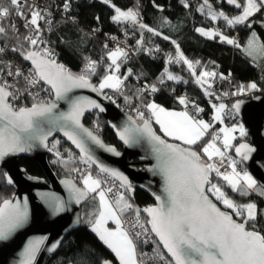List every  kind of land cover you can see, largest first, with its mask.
Here are the masks:
<instances>
[{
	"label": "snow or ice",
	"instance_id": "snow-or-ice-1",
	"mask_svg": "<svg viewBox=\"0 0 264 264\" xmlns=\"http://www.w3.org/2000/svg\"><path fill=\"white\" fill-rule=\"evenodd\" d=\"M105 4L111 0H103ZM13 6H17V14L23 15L19 10V0H10ZM227 3L234 5L237 9H242L238 15L229 17L223 11H215L209 4L208 0H204L200 5L199 11H204L208 8L207 15L211 16L212 20L223 18L229 26L246 24L251 27L254 21H250L256 13L264 11V0H227ZM115 8V15L112 17L114 21H136L137 13L132 9L122 11ZM65 10L70 5L68 0L65 2ZM10 14L8 8H0V17H6ZM43 17L36 10L31 11L30 23L39 28L38 21ZM147 27V25H141ZM153 31L152 29H148ZM5 29L0 27V33ZM205 36L213 37L217 35L215 30L196 29ZM38 35V32H37ZM33 45L37 44V39L26 37ZM167 39V37H165ZM220 39L229 44H235L233 39L227 36L220 35ZM175 43V41H173ZM248 53L258 52L264 55V43H257L255 32L248 42ZM3 51V49H0ZM51 52L48 49L41 51H31L25 55V59L31 61L34 66L29 70V77H25L29 85L35 86L41 81L45 82L54 91L57 100H65L69 104L67 111H54L57 108L56 103L39 101L33 103L30 107L14 108L8 102V97L13 96V93L8 91L7 83L0 84V161L6 156L28 152L39 144L47 147L48 136L51 135L54 129H61L64 134L76 145L81 152L91 160V156L85 147L84 138L81 133L86 134L88 138L96 144L104 147L102 141L93 135L88 129H85L80 123L81 117L87 108L99 109L103 112L105 109L95 100L71 97L69 94L75 88L91 87L93 91L112 88L119 90L123 81L115 74H108L103 77L99 87L90 84L88 75L96 70V62L89 61L86 65L85 72L75 74L65 68L62 64H57L54 59H51ZM120 57H127V53L117 48L109 52V58L112 64L109 69L116 72L120 68L117 60ZM169 57V60H172ZM183 61L189 69H193V62L187 60L183 53L179 51L177 45L176 62ZM196 63H199L198 61ZM195 74V70L193 69ZM9 75H12L10 72ZM16 75H22L17 70ZM215 75L214 73L201 72L197 77L196 83L201 86L208 83L207 77ZM169 80L179 79L178 77L168 74ZM163 81H161L162 83ZM256 83H249L247 86L241 85L239 92L245 90L256 89ZM153 93L158 89L155 85L150 86ZM33 95L32 93H29ZM206 95H211L206 91ZM38 94H34L36 99ZM15 99V97L13 96ZM106 99H111L105 96ZM127 99V98H126ZM181 104H187L186 98H179ZM240 102L238 101L233 108L239 110ZM144 108L151 113L157 124L160 125L161 131L169 137H173L182 141L189 147H182L177 144L167 143L161 136L157 135L151 127L150 119L144 118V113L137 111V116L142 121V124L132 123L125 124L118 130L119 138L125 144H136L141 140L147 139L152 146V151L156 157L157 163L155 171L161 175L164 180L163 195H155L158 204L153 207L143 209L148 213L150 220L147 221L151 225V232L159 237L163 247L170 254V259L166 264H264V234L255 230V224L249 228V223L257 219V205L254 202L239 204L233 200L228 194L222 190L218 184L212 183L211 173L215 172L216 176L221 177L226 182L232 192L238 193L241 197L249 196L251 193H258L264 196V184L258 183L247 171L243 173L236 170V161L231 160V172H221L220 168L215 163H203L198 152L193 150L191 146L196 145L212 124L204 120H196L188 114L187 111L175 112L169 111L164 107L152 102L144 105ZM215 114L213 119L222 122L221 113L225 109L224 104L213 105ZM196 111L203 109L196 108ZM115 127V125H113ZM239 134L241 137L247 133L243 125H239ZM224 133L223 146L225 149L231 146V141L235 139L232 135L236 131V127L231 129H221ZM218 135L213 134L212 139L203 147L202 151L207 155L208 160L213 157L223 159L225 152L216 146L215 141ZM51 150V149H49ZM114 152L117 156L120 155L115 148L107 149ZM255 149L248 144H241L236 147V153L243 160H248L251 153ZM60 156V153H56ZM102 172H107L111 176L117 177L122 182V187H126L129 191L132 190V184L128 178L122 173L101 166ZM7 177V173L4 174ZM8 183L12 180L9 177ZM69 183L70 189L76 195V202L85 198L88 193H97L100 189L101 181L94 179L89 174L84 179V189H78ZM111 191V189H107ZM100 198V210L94 222L91 223L92 231L95 232L100 240H102L119 259L120 264H138L136 254V244L133 240V234H130L122 226L120 213L131 209L133 205L125 200L123 193L116 200V207L108 202L105 191L98 192ZM214 196L215 200L225 206L226 209L232 211L221 210L217 203L213 202L210 197ZM49 206L54 213L64 211V202L59 198H49ZM140 209L136 208L137 219L131 227L139 228L142 231L134 233L135 237H139L142 233L148 231L143 224L140 223ZM242 217V220L234 219ZM28 219L27 199L23 205L19 201L13 203L11 199H5L0 203V240H6L19 227L23 226ZM112 220L117 225L116 229L111 230L106 227L107 221ZM45 238L29 241L24 249L23 258L19 264H33L37 252ZM59 241L52 244L49 251L54 250L59 246ZM159 255L161 260H165L163 255ZM104 264H109L105 261Z\"/></svg>",
	"mask_w": 264,
	"mask_h": 264
},
{
	"label": "trees",
	"instance_id": "trees-1",
	"mask_svg": "<svg viewBox=\"0 0 264 264\" xmlns=\"http://www.w3.org/2000/svg\"><path fill=\"white\" fill-rule=\"evenodd\" d=\"M66 0H60L59 5H64ZM215 11L222 10L229 17L238 13L237 11L225 6L222 0H209ZM70 11L66 13L68 17L75 18L74 21H65L63 17L55 18L50 22L46 31V42L51 49V59L56 63L62 64L75 74L85 72L84 66L89 61L96 62V70L88 75V79L97 83L107 73L113 72L109 69L108 51L113 47L107 42L105 34L109 33L114 39H119L124 46L127 57L119 60V75L122 77V85L119 90L104 89L100 90L104 96H108L114 103L113 97L118 99L127 98L129 101L136 102L145 119H150L155 130L158 126L153 122L151 113L144 108L145 104L157 103L169 109L184 108L192 117L206 118L212 111L210 102L225 100L227 106L241 98H251L258 95L264 85V55L258 61H253L238 45L223 42L218 35L213 37L205 36L196 31L198 28H217L224 32V28L231 27L223 20L218 18L212 20L208 13V8L199 11L201 3L191 0H111L105 4L103 0H68ZM127 11L132 9L136 12L138 22L135 21H114L112 17L116 14L115 8ZM27 6L19 7L24 12ZM10 14L0 19V27L5 31L0 33V44L10 40L13 36V45L19 61L26 67H30L25 59L28 52L36 51L37 45L30 43L27 36L28 27L21 26L23 15L17 14V6L8 4ZM65 11V10H64ZM263 12H260L248 27L246 24L232 26L240 34L239 42L243 43L247 35L255 32L264 43V25L262 23ZM147 25V27H141ZM152 29L153 31H149ZM167 37V39H165ZM175 41V43H173ZM237 41V42H238ZM177 45L179 51L187 60L193 62V69L188 65L176 62ZM158 47V50H156ZM172 57V60H169ZM199 63H196V62ZM201 72L214 73L207 77L208 83L201 86L196 83L197 77ZM172 74L179 79L169 80L168 74ZM262 77V78H261ZM158 82L157 92L153 93L149 88L145 89V84L150 80ZM161 81H163L161 83ZM256 83L257 88L239 92L241 85L247 86L249 83ZM206 91L211 95H206ZM224 91L228 94L224 95ZM187 99V104H181L179 98ZM14 107L30 106L33 101L25 98L16 100ZM203 111H196V108ZM127 113L137 120V112L132 109ZM222 120L226 124L235 123L233 116L221 113ZM84 123L96 132L106 143L122 148L112 130L108 127L104 118L96 112L85 115ZM212 127L196 145L191 146L201 157L203 163H210L202 151L207 139L212 138L214 132L220 125V121L212 119ZM166 138V137H165ZM167 139V138H166ZM170 140V139H168ZM248 137H237L228 151L231 158L234 146L247 141ZM172 141V140H171ZM176 142V141H175ZM189 147L188 145H185ZM51 149V150H49ZM47 152V162L57 177L73 178L79 185L80 179L75 178V174L85 160L80 159L78 154L62 139L55 138L49 143ZM59 152L60 156L56 153ZM228 160V158H227ZM240 163V161L235 160ZM19 164L26 171L37 177H43L42 167L33 159L21 156ZM242 170L245 168L242 166ZM212 183L222 187L228 196L239 204L254 202L257 205L258 216L256 221L249 223L255 224V230L264 234V196L258 193H251L249 196L241 197L238 193L232 192L221 177L211 173ZM14 193V189L6 185L3 178V171H0V203L8 199ZM127 202L140 210L153 203L150 196L137 187L131 191L124 190ZM214 200L215 197L211 196ZM224 210L225 206L215 200ZM99 213V201L95 193H89L88 199L81 205L80 224L69 232L62 239L59 247L49 255L43 264H104L105 261L111 264H119L114 253L100 240L99 236L92 231L91 223L94 222ZM136 213V212H135ZM141 220L145 221L143 215L139 214ZM242 220V217H235ZM153 247L157 254L167 257L163 253L158 243L153 239Z\"/></svg>",
	"mask_w": 264,
	"mask_h": 264
},
{
	"label": "water",
	"instance_id": "water-1",
	"mask_svg": "<svg viewBox=\"0 0 264 264\" xmlns=\"http://www.w3.org/2000/svg\"><path fill=\"white\" fill-rule=\"evenodd\" d=\"M191 1H198L201 4L204 2V0ZM222 1L225 6L237 12L241 11V9H237L234 5L228 4L227 0ZM262 12L264 13V11ZM26 61L31 68L34 67L31 61L27 59ZM41 82L51 89V87L45 82ZM89 82L91 85L97 87L95 83L90 80ZM8 91L11 92L9 88ZM51 91L53 96L49 102L56 103L57 105V108L54 109V111H67L69 104L65 100H57L54 91L52 89ZM69 95L71 97H82L95 100L105 109L101 112L99 109L87 108L80 120V123L85 129H88L94 136L102 141L104 147L96 144L88 138L86 134L81 133L84 138L85 147L92 158L91 160H88L81 150L64 134L63 130L54 129L51 135L48 136L46 142L47 147L43 144L37 143L31 151L9 155L6 156L3 161H0V171H3V178L6 185L14 189V193L8 199H11L13 203L19 201L21 205H23L24 200L27 199L28 209L27 222L16 229L8 239L0 240V264H19L20 260L23 258L24 249L29 241L45 238L33 262V264H43L46 258L59 247L58 246L54 250L49 251L52 244L57 241L61 243L64 236L76 229L80 224L81 205L88 199L89 193L77 203L76 195L71 191L69 183L67 182H70L78 189H84V187L79 185L73 178L57 177L50 168L47 162V152L49 149V143L55 138L64 140L71 149L78 154L80 159L89 162L98 171L102 172L101 166L116 170L128 178V181L132 184V188L137 187L150 196L153 203L142 208L141 214L145 218V225L151 235L158 243L167 259H170V254H168L167 250L163 247V243L160 242L159 237L151 232V225L147 223V221L150 220V216L143 211L145 208L153 207L158 204L153 193L156 195H163L164 188V180L162 176L155 171L157 160L152 151V146L147 139L141 140L136 144H125L118 135V130L126 123L129 125L132 123L142 124V121L137 120L126 111L119 108L115 103L106 99L100 90L93 91L91 87L75 88ZM10 98L11 96L8 97L9 103H11ZM238 101L240 102V107L237 111L233 106ZM231 106L240 122L244 125L248 137L247 141H241L234 146L231 158L240 161L242 166L258 181V183L264 184V85L258 95L251 98L237 99L231 104ZM90 112H96L104 118L116 139L122 145L121 149L106 143L96 132L91 130L84 123L85 115ZM113 125H115V127H113ZM151 127L156 134L161 136V138L167 143L187 147L181 143L166 139L162 134H159L155 130L152 124ZM241 144H248L255 149L248 160H243V158L236 153V147ZM109 147L115 148L120 155L117 156L114 152L108 151L107 149ZM21 156L35 160L42 167L44 176L37 177L29 174L18 162V159ZM5 173H7V177L4 175ZM102 173L108 175L122 186V182L119 178L111 176L107 172ZM9 177L12 180L11 184L8 183ZM52 197L59 198L64 202V211L59 213H54L52 211L48 203L49 198ZM210 198L213 199L212 197ZM213 202H215L214 199ZM218 207L220 206L218 205ZM221 210L224 209L221 208Z\"/></svg>",
	"mask_w": 264,
	"mask_h": 264
},
{
	"label": "built area",
	"instance_id": "built-area-1",
	"mask_svg": "<svg viewBox=\"0 0 264 264\" xmlns=\"http://www.w3.org/2000/svg\"><path fill=\"white\" fill-rule=\"evenodd\" d=\"M60 0H19V7L27 6L23 12V20L21 22V26H27L28 31L26 36L37 39V47L36 51H41L42 49H48L51 52L50 46L47 44L45 38H46V31L50 27L49 24L51 21H53L55 18L63 17L65 21L71 20L74 21L75 18L68 17L66 13L70 11V8L65 10L64 5H59ZM10 3V0H0V8H6V6ZM12 5V4H11ZM36 10L40 13V15L43 17L38 21L39 28L35 25H32L30 23L31 20V11ZM65 10V11H64ZM3 17H0V19ZM262 23L264 25V13L262 16ZM138 20L134 22L136 24ZM38 32V35H37ZM224 33L230 36L231 39H233L235 42H237L240 38L239 32L234 27H226L224 28ZM15 39V36H13L10 40L6 41L5 43L0 44V49H3V51H0V84L7 83L9 86L11 93H13V96H11L10 101L13 104L18 105L16 103V100H24L25 98H28L29 100L33 101V103H37L39 101L49 102L52 99L53 93L50 88L45 86L42 82L35 86H31L26 81L25 77H29V70L32 69L31 67L24 66L18 59L16 55V49L15 46L12 44L13 40ZM105 39L107 42L112 44L113 47H119L121 49L128 50L123 44V42L119 39H114L110 36L109 33L105 34ZM156 50H158V47H156ZM88 64V63H87ZM86 64V65H87ZM86 65L84 66V69H86ZM17 70H19L22 75H16ZM12 73V75H9V73ZM262 78V77H261ZM155 85L159 86L158 82L154 81L153 79H150L145 84V89L149 88L150 86ZM29 93L38 94L37 98L34 99L33 95H30ZM228 94L227 91H224V95ZM114 103L121 108L124 111L133 110L135 112L140 111V106L133 101H129L125 97L122 99H118L116 96L113 97ZM219 104H226V101L223 99L219 101ZM14 106V105H13ZM213 112L214 110L208 114L207 120L212 122L213 119ZM223 114L225 115H231L233 116L235 123H239V119L236 116L234 110L232 109V106L225 105V109L223 110ZM214 134L218 135L220 137V133L215 131ZM216 144L223 148V144L216 140ZM210 163H215L217 167L220 168L221 172H231V169L228 166L226 157L224 156L223 159L220 157H213L212 160L209 161ZM236 169L242 170V164L236 163ZM215 173V172H214ZM91 174V176L95 179H99L101 181L100 189L105 191L106 197L113 202L114 199L118 198L121 193L124 195L125 188L120 186L115 180H113L108 175L98 171L95 169L89 162L85 161L82 163L80 170L75 174L76 179H80L84 176H87ZM111 189V191H107V189ZM118 215H120V219L122 222V226L125 230H127L130 234H133V240L136 244V254H137V260L138 264H166V259L161 260L159 258V255L156 253L154 247H153V236L151 235L150 231L148 230L145 233H142L138 238L134 236V233L137 231H142L139 226L136 228L131 227L132 223H135L137 216L136 213L133 211V207L131 209L126 210L123 213H120L118 210ZM140 223L145 225V222L140 219ZM148 229V228H147Z\"/></svg>",
	"mask_w": 264,
	"mask_h": 264
},
{
	"label": "rangeland",
	"instance_id": "rangeland-1",
	"mask_svg": "<svg viewBox=\"0 0 264 264\" xmlns=\"http://www.w3.org/2000/svg\"><path fill=\"white\" fill-rule=\"evenodd\" d=\"M219 11H222V10H219ZM219 11H217V12H219ZM241 11H242V9H241ZM224 12V11H223ZM240 12H238V13H236V14H234L233 16H235V15H238ZM259 13H256L253 17H251L250 18V20H252V19H255L256 17H257V15H258ZM210 18H211V16H209ZM232 17V16H231ZM202 29H204V30H215L216 32H217V35L219 36V38H220V35L222 34V35H224V36H227L229 39H231L230 38V36H228L227 34H225L224 32H222V31H220L219 29H217V28H214V27H211V28H202ZM256 34V33H255ZM252 37V33H250L249 35H247V37H246V39L244 40V42L243 43H241V42H236L235 44H233V45H238V46H240V47H242V49L244 50V52L253 60V61H258L260 58H261V55L258 53V52H253V54L252 55H249V53H248V50H247V48H248V42H249V40H250V38ZM256 37H257V43L259 44V43H262L261 42V40H260V38L258 37V35L256 34ZM223 41V40H222ZM223 42H226V41H223ZM227 43V42H226ZM115 49H117V48H112V49H110L109 51H108V54H107V56H108V59H109V63H110V65L112 64V61H111V59L109 58V52H111V51H114ZM120 58H122V57H120ZM120 58L117 60V63H119V60H120ZM120 64V63H119ZM120 69V68H119ZM108 74H115V75H117V76H119L120 77V79L122 80V77L119 75V70L118 71H116V72H109V73H107L106 75H108ZM102 79H103V77H102ZM101 79V80H102ZM206 79H208V78H206ZM101 80L97 83V87H99V84H100V82H101ZM105 89H112V88H105ZM104 90V89H103ZM113 90H115V89H113ZM157 104V103H156ZM210 104H211V107H212V109L214 110V112H213V117H214V114H215V109L213 108V105H219V103L217 102H210ZM158 105H160V104H158ZM160 106H162V105H160ZM162 107H164V106H162ZM165 109H167V110H169V111H175V112H184V111H186L184 108H181V109H169V108H166V107H164ZM189 114V113H188ZM190 115V114H189ZM191 116V115H190ZM152 117V116H151ZM194 119H196V120H204V121H206V122H209L206 118H195V117H193ZM152 119H153V122L156 124V125H158V130H159V132L164 136V137H166L167 139H170V140H172V141H176V142H178V143H181V144H183V145H186V144H184L182 141H180V140H177V139H175V138H173V137H169V136H166L162 131H161V129H160V125L159 124H157L156 123V121H155V118L154 117H152ZM215 121V120H214ZM239 125H243L241 122H240V120H239V123L237 122V123H231V124H226L223 120H222V122L220 121V125H219V127L217 128V132H219L220 133V137L218 138V141H220V143L221 144H223V140H224V133L223 132H221L220 130L221 129H231V128H233V127H236V131L235 132H233L232 133V135L235 137V139L237 138V137H240V134H239ZM243 127H244V125H243ZM244 129H245V127H244ZM212 138H209V139H207V141H206V143H205V145L211 140ZM235 139H233L232 141H231V145L233 144V142H234V140ZM215 143H216V141H215ZM204 145V146H205ZM203 146V147H204ZM216 146L217 147H219L217 144H216ZM231 147V146H230ZM230 147H228L227 149H225L224 148V146H223V148H220L222 151H224L225 152V157H226V160H227V158H228V160H227V163H228V166H229V168L231 169V160H233L232 158H230L229 156H228V151L230 150ZM203 149V148H202ZM205 156L207 157V155L205 154ZM207 159H208V157H207ZM238 172H241V173H243L244 171H247L246 169L245 170H238V169H236ZM248 172V171H247ZM249 173V172H248ZM250 174V173H249ZM251 175V174H250ZM88 176V175H87ZM87 176H84V177H82L81 179H80V183L81 184H83L84 185V179L87 177ZM101 189H98L97 191L99 192ZM125 197V196H124ZM115 201L114 202H116V200L117 199H114ZM125 200H126V197H125ZM127 201V200H126ZM129 203V202H128ZM99 214V213H98ZM112 223H114V222H112ZM111 223V221H107V224H106V227L108 228V229H111V230H114V229H116V227L117 226H115V223L114 224H112ZM95 233V232H94ZM111 250V249H110ZM113 252V251H112ZM114 253V252H113ZM114 255H115V253H114ZM115 257H116V255H115ZM116 259L118 260V262H119V264H120V261H119V259L116 257ZM109 264H111L110 262H109Z\"/></svg>",
	"mask_w": 264,
	"mask_h": 264
},
{
	"label": "crops",
	"instance_id": "crops-1",
	"mask_svg": "<svg viewBox=\"0 0 264 264\" xmlns=\"http://www.w3.org/2000/svg\"><path fill=\"white\" fill-rule=\"evenodd\" d=\"M158 126V125H157ZM95 179V178H94ZM82 186L85 188V185H83L82 184ZM95 195H96V197H97V199H98V201H99V210H100V198H99V195H98V191H97V193H95ZM107 198V197H106ZM117 199V198H116ZM107 200H108V202L109 203H111L114 207H116V202H114L115 200H113V202H111L108 198H107ZM109 221H111V223L112 222H114V221H112V220H109ZM112 224H114V223H112ZM115 226H117L116 224H115Z\"/></svg>",
	"mask_w": 264,
	"mask_h": 264
}]
</instances>
